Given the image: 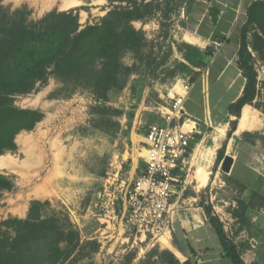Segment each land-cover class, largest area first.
I'll list each match as a JSON object with an SVG mask.
<instances>
[{
	"label": "rangeland",
	"instance_id": "1",
	"mask_svg": "<svg viewBox=\"0 0 264 264\" xmlns=\"http://www.w3.org/2000/svg\"><path fill=\"white\" fill-rule=\"evenodd\" d=\"M65 1L68 0H3L2 3L11 10L26 8L29 21H37L53 11L75 10L81 27L93 24L97 17H104L111 7L107 0H74L77 3L73 7L65 8ZM149 1L154 4L153 15L131 24L142 34L146 45L141 54L127 50L120 55L121 66L129 68L130 73L122 72L117 82H112L113 88L104 91L106 80L91 88L74 79L65 80L49 74L32 93L11 98L13 106L37 111L42 118L32 130L16 135L15 152L1 155L6 157L0 160V175L10 179L13 188L0 192V221L25 219L32 201L45 203L41 208L43 218L55 216L60 224L70 225L79 234L81 247L74 264H169L170 257L181 264L188 259L191 264H204L208 259H220L221 247L200 206L202 200L212 205L213 215L232 244L248 246L251 238L247 227L233 216L237 201L247 202L252 195L251 190L242 191L238 186L237 176H243L242 167L238 164L234 174H225L221 163L216 165L217 150L227 140L230 130V124L225 122L236 120L230 117L227 105L235 96L239 83L228 92H222V84L214 81H211L209 93L205 92L209 95L210 106L207 126L199 123L203 126H198L200 132L192 137L185 168L179 173L176 193L171 199L173 232L170 245L180 255L167 248L166 242L154 246L137 242L131 246L132 238L126 244L117 233L111 235L113 238L103 234L98 220V202L106 181L117 179L114 187L118 188L122 182L129 183L135 178L134 165L141 162L139 149L143 136L148 126L159 119V109L168 106L169 97L174 91H180L181 84H195L197 78L201 82L207 70L192 68L198 74L192 82V74L179 67L180 63H186L182 32L191 24L188 8L194 0H146ZM224 1L231 4L227 6L236 4V0ZM199 5L204 9L207 6L200 2ZM175 6L177 10H172ZM201 8L200 12H205ZM185 39L191 42L187 36ZM251 53L259 77L257 96L251 106L254 109L259 106L257 110L264 115V62L256 53ZM231 72L229 70L226 76ZM201 98L197 85L186 108L201 114L198 107ZM200 120L205 119L201 117ZM218 129L223 130V135L212 146ZM255 136L245 135L241 141L230 138L225 154L231 155L236 162L237 153L243 152V147L264 155V133L262 137ZM256 139L260 140L257 144ZM208 150L213 152L211 158ZM199 169L208 172L204 188H198L195 180ZM263 204L261 198L254 197L247 213L250 225H259L262 231ZM253 218L258 220L251 223ZM242 240L244 242H240ZM258 259L264 261V252Z\"/></svg>",
	"mask_w": 264,
	"mask_h": 264
},
{
	"label": "trees",
	"instance_id": "2",
	"mask_svg": "<svg viewBox=\"0 0 264 264\" xmlns=\"http://www.w3.org/2000/svg\"><path fill=\"white\" fill-rule=\"evenodd\" d=\"M107 1L110 10L99 23L81 27L75 10L53 11L37 21H29L26 8L11 10L0 0V156L15 152L16 135L32 130L42 118L37 111L13 106V96L32 93L49 74L65 80L74 79L91 88L106 80L104 91H108L115 86L113 83L122 72L130 73L129 68L121 66L120 55L127 50L142 53L145 40L131 24L151 17L154 4L146 0ZM174 9L177 10L176 6ZM185 49L183 59L186 63H180L179 67L192 74L194 82L198 74L192 68L206 67L213 50L201 52L187 44ZM250 50L264 62V0L252 2L245 11L237 62L246 81L242 96L227 107L236 120L229 122L227 140L217 150V166L224 158L227 141L236 128L242 107L252 105L257 96L258 74ZM255 108L260 109L259 106ZM190 148L191 141L189 151ZM238 186L242 191L246 190L239 182ZM12 188V181L0 175V192ZM254 197L264 201V196L252 192L249 201H237V209L233 212L248 230L252 226L247 213ZM44 204L32 201L25 219L0 221V264H74L78 260L81 247L78 232L70 225L60 224L55 216L43 218L41 208ZM200 206L218 238L222 257L231 264H245L213 215L212 205L202 200ZM168 261L169 264H181L174 257ZM182 264H191V261L188 259Z\"/></svg>",
	"mask_w": 264,
	"mask_h": 264
},
{
	"label": "built area",
	"instance_id": "3",
	"mask_svg": "<svg viewBox=\"0 0 264 264\" xmlns=\"http://www.w3.org/2000/svg\"><path fill=\"white\" fill-rule=\"evenodd\" d=\"M190 89L191 84H181L180 91L169 97L168 106L159 109L161 123L148 126L139 149L141 172L118 188L114 187L117 179L106 181L99 197L98 220L107 237L113 238L111 235L117 233L126 244L132 238L131 246L137 242L151 246L171 242V199L176 193L179 173L185 168L193 134L184 117Z\"/></svg>",
	"mask_w": 264,
	"mask_h": 264
},
{
	"label": "crops",
	"instance_id": "4",
	"mask_svg": "<svg viewBox=\"0 0 264 264\" xmlns=\"http://www.w3.org/2000/svg\"><path fill=\"white\" fill-rule=\"evenodd\" d=\"M254 1L257 0H236L235 6H227L229 3L224 0H215L214 3H212L211 0H194L191 2V4H189L188 11L191 16V24L185 30H183L182 41L201 52H205L211 48L214 50V54L210 58L208 65L206 67H202L207 69V72L205 71L202 76L200 75L202 83L198 82V78L195 84L192 83L187 100L184 103V117L189 122V129H193L192 137L195 135V133L200 132V129L198 128V126H200L199 123L207 126L206 120L208 117L207 114L210 111V106L208 101L209 95H206L205 92L207 91L209 93L211 81L222 84V92H228L230 89L234 88L237 83H239L235 96L228 105L234 103L242 96L246 80L243 78L242 72L238 67L237 50L240 43V31L245 22V11L247 7ZM199 2L202 4H207L206 8H201ZM200 8L203 9V11L205 10V12H200ZM186 36L191 39V42L185 39ZM214 44H216V47H212ZM198 69L200 68H196L195 70L198 71ZM229 70H232L231 75L226 76ZM197 85L200 86V92L202 94L201 100L198 99L200 103V106L198 107L199 110H201V114H197L186 108V103L189 101L190 97L192 96V92ZM254 111L256 112V115ZM229 115L230 117H235L231 114ZM201 117L205 119L203 122L200 120ZM229 122H225V124H229ZM155 123H161V120L158 119ZM202 126L203 125L200 127ZM263 128V113L257 109H254L253 107L250 108L248 104H246L241 109L240 116L237 119L236 128L232 132L231 138H233L234 141H241L242 137L245 135L255 136L258 134L262 137L264 133L262 132ZM145 135L143 136V141ZM222 135L223 130L218 129L216 134L213 136L212 146H214V144L220 140ZM257 140L258 139L255 140V144L260 141ZM211 147L209 149H212ZM212 154V150L208 152L209 158H211L210 156H212ZM225 155L229 154H224V156ZM205 156L206 153L204 152L203 158ZM237 156L238 162L233 161L230 174H234L237 165L240 164L242 167L241 171L243 176H237V181L245 186L246 189L251 190V192H256L257 194L264 196V155L260 154L255 149L251 151L250 149L243 147V152L239 151ZM142 167L143 166L141 162L137 161V163L134 165V177L141 172ZM257 220L258 218H253L251 223L256 222ZM258 226L259 225L252 223V227L249 230V235L251 238L248 239V246L240 245V247L239 245H236V242H234L240 257L245 264H264V261H259L258 259V255L264 252V231H262V229H260ZM242 233L244 232H241V234ZM242 236L243 235L237 237V240L242 238ZM240 242H244V240ZM225 259L226 258L222 257L221 253L220 259H208L204 262V264H227Z\"/></svg>",
	"mask_w": 264,
	"mask_h": 264
},
{
	"label": "bare ground",
	"instance_id": "5",
	"mask_svg": "<svg viewBox=\"0 0 264 264\" xmlns=\"http://www.w3.org/2000/svg\"><path fill=\"white\" fill-rule=\"evenodd\" d=\"M77 3V1H74V0H68V1H65V5H63L65 8H70V7H73L75 4ZM6 156H1L0 157V160L4 159ZM1 164V162H0ZM1 167V166H0ZM5 167V166H4ZM7 167V166H6ZM197 181V187L198 188H204L206 185H207V182H208V172L205 171V170H202V169H199L198 173H197V176H196V179ZM197 188V189H198ZM166 242V243H164ZM163 243L165 244V246L167 248H170L171 250H173L176 255H179V253L177 251H175L170 243L168 241H163Z\"/></svg>",
	"mask_w": 264,
	"mask_h": 264
},
{
	"label": "water",
	"instance_id": "6",
	"mask_svg": "<svg viewBox=\"0 0 264 264\" xmlns=\"http://www.w3.org/2000/svg\"><path fill=\"white\" fill-rule=\"evenodd\" d=\"M100 19H101L100 17L95 18L93 24L99 23ZM233 161L234 159L232 156L229 155L224 156V158L221 161V170L223 171V173L230 174Z\"/></svg>",
	"mask_w": 264,
	"mask_h": 264
}]
</instances>
